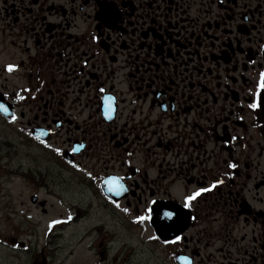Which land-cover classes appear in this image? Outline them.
Segmentation results:
<instances>
[{
	"label": "flooded vegetation",
	"instance_id": "obj_1",
	"mask_svg": "<svg viewBox=\"0 0 264 264\" xmlns=\"http://www.w3.org/2000/svg\"><path fill=\"white\" fill-rule=\"evenodd\" d=\"M262 75L264 0H0V120L70 173L33 184L90 200L61 205L47 241L84 231L59 253L12 236L0 264H131L120 226L165 264H264Z\"/></svg>",
	"mask_w": 264,
	"mask_h": 264
},
{
	"label": "rangeland",
	"instance_id": "obj_2",
	"mask_svg": "<svg viewBox=\"0 0 264 264\" xmlns=\"http://www.w3.org/2000/svg\"><path fill=\"white\" fill-rule=\"evenodd\" d=\"M16 125L4 124L0 120V238L5 240L11 236H17L20 239L28 240L31 246V251L22 254H40L43 249L54 253H59L58 245L62 239H57L54 235L47 241L45 227L49 218L61 215L59 207L67 205H86L90 203L87 194H81L79 184H74L69 188L64 184L57 183L60 189H66L70 194H53L47 195L36 184H33L30 178V168L40 167L43 170H48L52 178L60 180L65 175L70 173L63 169L60 165L51 166L48 163L33 164L29 157V148L27 140L23 132ZM60 148V146H56ZM38 150H36L37 152ZM85 161H89L86 157ZM35 190H40V199H46L48 205L47 212H43V208L34 206L31 203L30 197ZM79 201L80 203H77ZM65 203V204H64ZM85 203V204H81ZM66 207V206H65ZM64 214V213H63ZM101 217V214L99 215ZM64 216L63 218H66ZM95 223L94 221H92ZM115 227V226H114ZM124 242L128 243L125 248V253L131 259V264H165L159 254H153L154 245L144 243L138 236L132 235L131 231L126 226H120ZM84 227H73L70 230L67 228L65 234L74 233L76 237H80ZM57 231L62 232L60 228ZM102 231L92 236V240L97 245ZM66 237V238H67ZM63 242L68 241V238ZM143 241V242H142ZM94 246V251L97 252V246ZM130 246H135L133 251H129ZM12 250L0 244V256L10 254ZM125 255V254H124ZM17 257L16 255H10ZM11 264H25L20 257L18 259H9ZM76 264V261H72Z\"/></svg>",
	"mask_w": 264,
	"mask_h": 264
},
{
	"label": "snow or ice",
	"instance_id": "obj_3",
	"mask_svg": "<svg viewBox=\"0 0 264 264\" xmlns=\"http://www.w3.org/2000/svg\"><path fill=\"white\" fill-rule=\"evenodd\" d=\"M9 70H12V66L10 65L9 66ZM260 87L264 88V75H262V79H261V84H260ZM257 105L256 104H253L252 107H256ZM0 107H3L2 105H0ZM57 151H59V149H57ZM234 167V165H232ZM212 187H215V184L212 185ZM209 189H204V188H201L195 192H193L190 196H188L186 199L187 200H192V199H195L197 196H199L202 192H205V191H208ZM125 211H128V209H125ZM166 215H170L169 214H166ZM138 220H143V219H146V217H137ZM53 223H58V221H53ZM177 240L180 239V237H177L176 238Z\"/></svg>",
	"mask_w": 264,
	"mask_h": 264
}]
</instances>
